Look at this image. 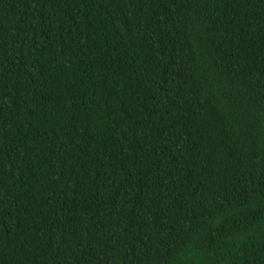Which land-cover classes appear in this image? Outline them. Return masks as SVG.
<instances>
[{"label": "trees", "instance_id": "trees-1", "mask_svg": "<svg viewBox=\"0 0 264 264\" xmlns=\"http://www.w3.org/2000/svg\"><path fill=\"white\" fill-rule=\"evenodd\" d=\"M0 264H264V0H0Z\"/></svg>", "mask_w": 264, "mask_h": 264}]
</instances>
